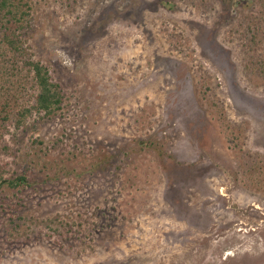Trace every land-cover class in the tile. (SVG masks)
<instances>
[{
	"label": "rangeland",
	"instance_id": "374dc122",
	"mask_svg": "<svg viewBox=\"0 0 264 264\" xmlns=\"http://www.w3.org/2000/svg\"><path fill=\"white\" fill-rule=\"evenodd\" d=\"M30 4L64 101L18 130L0 120L3 177L27 180L0 183V264H264L258 3ZM10 72L0 115L33 102Z\"/></svg>",
	"mask_w": 264,
	"mask_h": 264
},
{
	"label": "trees",
	"instance_id": "16d2710c",
	"mask_svg": "<svg viewBox=\"0 0 264 264\" xmlns=\"http://www.w3.org/2000/svg\"><path fill=\"white\" fill-rule=\"evenodd\" d=\"M255 1L258 3L259 9L264 12V0ZM31 9L30 0H0V60L8 61L6 65L10 67H1L0 61V77H4L6 72L11 71L12 75L16 72L20 76L18 83L23 82L20 84L21 92L34 89V93L30 94L33 102L28 99L23 102L26 105H22L20 110L14 113L3 110V114L0 115L2 127L11 124L17 130L33 115H38L41 119L54 116L62 109L64 101L60 83L52 79L46 64L34 58V52L29 44ZM253 25L250 42L255 44L259 41L256 39H264V19L255 22ZM256 63L259 64V68L263 67L262 73H264V59ZM247 68H249L248 65ZM0 91H2V86H0ZM0 96H2L1 93ZM211 105L215 106L216 109L219 107L216 102H212ZM216 113L224 122L226 118L219 111V108ZM1 149L7 153L10 147L4 145ZM4 172L5 168L0 164V183H6L17 188L20 183L27 181L25 176L4 178Z\"/></svg>",
	"mask_w": 264,
	"mask_h": 264
}]
</instances>
